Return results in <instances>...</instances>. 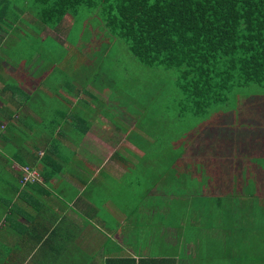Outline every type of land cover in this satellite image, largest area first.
Segmentation results:
<instances>
[{
    "label": "crops",
    "instance_id": "obj_1",
    "mask_svg": "<svg viewBox=\"0 0 264 264\" xmlns=\"http://www.w3.org/2000/svg\"><path fill=\"white\" fill-rule=\"evenodd\" d=\"M48 30L40 31V39L46 38L47 34L55 38ZM8 34L11 35L10 29L8 32L0 29V43L9 45L11 36L9 38ZM33 58L26 59L27 63L21 65L24 68L21 74H16L13 66L8 63L0 64V118L4 116L5 111L12 109L21 116L25 113L27 122L32 118L34 122L41 123V116L46 114L44 111L57 110L53 104L43 111L38 108L39 113L32 109L33 99L37 95L43 97L45 90L51 91V97H47L48 99L58 97L61 100L60 104L65 103L67 118L65 117L64 122L58 124L54 130L41 125L26 127L23 130L26 139L23 142L21 140L16 154L20 152L23 158H26V164L41 173L38 181L21 184L18 171V167L21 166L18 160L20 158L0 144V167L3 166L4 171L7 170L9 172L7 174L13 177L6 178L7 174L0 177V192L4 193L0 202L5 204L1 208V211L4 208V212L0 215V246L5 251H23L22 255L11 253L13 264H29L30 261H34V264L70 262L73 258L72 253L67 251L72 248L84 254L85 250H88L90 258L88 264H204V261H210V264H264V249L260 248L258 243L254 245L256 236H264V226L261 228L250 226L249 229H245L236 225L238 221H234L235 228L224 227L222 211L216 210H213L214 215L210 217L213 219L212 226L202 225L204 224L202 218L207 219L208 216H200L201 213L196 216L186 209L177 210L172 203L173 198L167 196V185L163 184V187L158 185L163 179L162 175L152 182L154 184L150 187L149 182L140 185L141 177H137L136 180L129 178L142 166L157 165L152 159L146 160L148 154L152 155L151 150H148L151 149V143L139 142L142 138L137 134L146 132L143 130L139 133V120L136 119L139 113L136 110L132 114H127L125 108L121 109L113 103H108V107L105 108L101 103L106 104L108 101L106 87L100 90L101 101L91 98L85 100V103L64 96L65 91L62 89L53 90L48 84V89L46 86L43 87L42 79L44 76L48 77L54 68L48 71L44 69V74L41 75L43 66L35 67L37 62L33 61ZM30 62V66L26 67ZM93 91L99 93L96 89ZM29 96L30 100L26 101ZM238 105L241 107L243 119L236 123L232 122L235 131L232 138L235 139L237 147L233 157L235 164L248 162L250 169L253 167L250 160L254 156L257 157L258 153H261L264 158V125L261 131L249 129L250 124L257 121L251 115L246 118L242 111L245 109L244 106H247L250 114L254 111L251 108L256 104H251L245 99L239 100ZM261 113L259 121H264V107ZM16 116L12 115L7 123H16ZM0 123L3 126L1 120ZM70 125L72 129L78 127L76 131L71 129L75 137L81 129L82 137L79 142H74L72 140L74 135H69ZM86 137L95 138L92 144L95 140L99 142L115 137L121 139H116L119 146L106 163L103 162L105 155L98 152V146L93 149V146L84 145ZM47 139L51 140L54 147L49 150L46 158L45 147H42L41 142ZM124 139L128 141L130 147L121 146ZM60 144L66 147L61 149ZM102 144L108 146L107 141ZM84 146L86 149L83 154L81 150ZM255 148L260 150L256 151ZM86 152L91 156L85 157ZM164 152L172 158L176 154L175 150L170 148L159 154ZM166 168H173V163L168 164ZM140 188L146 190L136 194ZM258 195L260 202H264V194ZM207 196L215 199L210 202L218 200L220 203L225 197L230 198L225 195ZM189 198H184V202L189 203ZM18 199L22 207L11 206L10 203ZM230 199L238 203L239 196H231ZM152 202L154 208L149 205ZM168 207L170 215L166 212ZM204 208L206 209V206ZM207 208L211 214L212 210H209L211 207ZM164 211L163 218L169 215V219L154 222L155 216L160 218ZM233 212H237V207L233 208ZM197 220L199 223H196ZM87 235L86 244H89V247H85L84 251L80 250ZM227 235H230L231 240L226 238ZM261 242L264 243V239ZM207 246L210 248L209 255ZM39 250L42 255L38 257ZM203 255L207 257H201Z\"/></svg>",
    "mask_w": 264,
    "mask_h": 264
},
{
    "label": "trees",
    "instance_id": "obj_2",
    "mask_svg": "<svg viewBox=\"0 0 264 264\" xmlns=\"http://www.w3.org/2000/svg\"><path fill=\"white\" fill-rule=\"evenodd\" d=\"M31 1L36 4V11H31V9L30 12L27 11L29 4L27 0H0V14L7 4H11L9 11L11 19H5L15 26H19V21L25 19L23 16L25 11L20 8L21 4H26V13L29 15V19L26 17L28 26L26 38L28 40L40 42L41 29L57 30L65 16L74 17L84 7L96 11L98 20L103 23L105 27L103 29L108 33L109 38L122 39L139 62L147 66L175 69V86L180 91L181 105V110L175 120L183 122L186 119L185 113H192L197 118H207L210 112L218 110L215 109L218 105L224 106L231 103L229 99L234 88L244 87L251 83L264 84V0ZM72 20L73 23L67 28L64 40L69 38L70 30L77 24L74 18ZM82 35L83 31L80 30L74 42L84 44V40H80ZM47 38L51 39L48 34L44 40ZM92 43L93 41H90L86 47L91 46L92 48ZM29 98L30 96L26 101H29ZM246 100L251 104L257 103V100ZM60 102L58 97L48 99L42 95H37L33 99L32 109L37 113H39L38 108L43 111L50 104L57 107V112L44 111L46 114L41 116L43 123L34 122L32 118V121L30 119L27 122L25 113L21 116L19 112L16 113L12 109L5 111L4 116L0 118L4 123L2 127L0 126V144L3 148L16 154L17 148L21 145V137L26 136L23 132L26 127L41 125L54 130L58 124L64 122L66 105ZM125 109L131 114L135 110L132 107ZM14 114L17 115L16 123H7ZM214 116H218V113ZM214 116L208 122L198 124L195 130L194 128L191 130V127L180 129L179 132L184 134V137L182 147L176 152L178 157L174 155L172 158L164 152L163 154H148L146 159H152L161 166L160 169H156L158 173L155 175V181L160 175L163 176L160 186L167 185V196L173 198L172 203L175 204L177 210L186 209L192 213L193 207L196 211L193 213L196 216L200 213L202 214L200 216H208L207 219L202 218L204 224L208 226H212L213 219L210 217L214 215L213 210L218 211L215 204H220V202L218 200L210 202L215 199L207 195L227 196L226 194L234 191L236 187L243 189L249 185L254 187V193L257 187L264 189V178H261L262 181L258 176L259 172L264 171V167L259 165L258 168H254L253 163V167L248 169V162L235 164L233 155L237 147L235 139L232 138V133L235 132L233 124L231 131L224 135L218 130L220 124ZM206 126L211 129L208 131L211 137L215 138L214 145L210 140L206 142L208 137L205 136L207 133L203 130ZM77 129L78 127L75 126L72 130ZM72 130L69 131V135L73 136L75 133H72ZM79 131L76 137L73 136L74 142H79L82 137L81 129ZM44 142L41 143L42 147H45L44 157L47 158L49 150L54 145L49 139ZM197 146H200L199 150L196 149ZM35 147L39 148L37 145ZM64 147L66 146L62 144L59 146L61 149ZM205 148L210 149L207 154L202 153ZM255 150L259 151L260 148H255ZM16 156L21 162V166L18 167L20 183L40 180L41 173L26 164V158H23L20 152ZM260 160L264 162L263 155L258 153L257 159L253 158L250 161L258 163ZM50 162L54 164L53 161ZM172 163L173 168L168 170L166 166ZM192 164H194L193 172L195 165L197 167L198 171H195L197 176L191 173ZM199 164L201 173H199ZM26 170L36 172L33 180H24ZM177 170L179 174L184 173V175L181 177L176 175ZM7 173L9 172L4 171L3 166L0 167V177ZM212 173L216 174L215 177H212ZM49 176L51 175H46V177ZM6 178L12 179L13 177L7 174ZM247 178L251 180L248 181ZM153 184L150 183L149 187ZM3 194L0 192V201ZM187 197H190L189 203L184 202V198ZM209 203L212 205L208 206ZM3 205L5 206L0 202V209ZM207 207H211L209 208L212 210L211 214L208 213ZM1 247L0 264H13L10 258L12 252L21 255L23 253L20 250L5 251Z\"/></svg>",
    "mask_w": 264,
    "mask_h": 264
},
{
    "label": "rangeland",
    "instance_id": "obj_3",
    "mask_svg": "<svg viewBox=\"0 0 264 264\" xmlns=\"http://www.w3.org/2000/svg\"><path fill=\"white\" fill-rule=\"evenodd\" d=\"M27 1L29 2L27 5V11L30 12V9L31 11H36V4H33L31 0ZM10 8L11 4L9 3L0 14V29L5 32H8L9 29L11 30V35L8 34L9 38L11 36L9 45L0 43V64L8 63L13 66L16 74H21V72L24 71V68L21 67V65L27 63L26 59L29 60L28 58H33L35 55L32 59L37 62L35 67L41 68L43 66L40 71L41 75L44 74V69L48 71L50 68H54L53 72L48 77L44 76L42 79L43 87L46 86L47 88L48 84L53 90L64 89V96L75 98V100H81L84 103L86 102L85 100L91 98L101 101L102 95L100 90L105 87L108 88L106 95L108 101L106 104H101L105 108L108 107V103H113L121 109L129 107L135 109L139 113V115L136 116L140 125L139 133L143 132V130L146 132L143 134H137V136L140 135L142 138V140L139 139V142L151 143V145L155 144L154 147L150 145L151 149H148L151 150L150 152L152 154H159L167 148H170V150L174 149L175 152H177L179 150L178 148L182 147L184 137V134H180V129L191 127V130L193 128L195 130L197 129L198 124L208 122V120L216 113H218V116L214 117H216V121L220 124L218 130L226 135L228 131H231L232 122L236 123L243 119V116L240 113L241 107L238 105L239 100H257L256 106L251 108L254 111L250 114L247 106H244L245 109L242 111L246 118H249L251 115L252 117H255V121H257L250 124L248 128L255 131H261L264 125V121H259L261 120L262 115L261 110L264 107V84L260 85L251 83L244 87L234 88L230 94L229 100H231V103L224 106L218 105L215 108L218 110L210 112L207 118H197V116L192 113H185L186 119H184L183 122L182 120H175L181 110L179 99L180 91L175 86V69L162 66H147L139 62L128 50L127 45L122 39L117 37L114 39L110 37V40L108 33L103 29L105 28L103 23H100L98 20L99 18L96 11L83 7L75 14L76 16H65L57 30H48L55 38L52 37L51 39L47 38V40H43L44 37L40 42H35L26 38V29L28 28L26 25V19H29V15L26 13V4H21L20 9L25 11V15H23L25 19L19 21V26L11 25L12 23L7 22L5 19H11L9 17ZM73 18L77 21V24L70 30L69 38L64 40L66 30L73 22ZM80 30L83 31L80 40H84V44H80L78 41H76V43L74 42L76 37L79 36ZM44 34L43 31L42 35ZM90 41H93L92 48L91 46L86 47V45L90 44ZM30 64L31 62L27 64L26 67H29ZM93 89L99 91L100 94L93 91ZM43 97H51V91L48 92L45 90L43 92ZM43 100L45 99L43 98ZM84 107H87V105H84ZM84 110H87V108H84ZM127 114H129L128 111ZM0 126H2L1 123ZM243 126L246 128V125L243 124ZM71 129L72 126L69 130ZM203 130L208 134H205V136L208 137L206 142L208 143L210 140L212 145H214L215 138L213 139L210 132H208L211 130L209 129V126H206ZM25 137H21L22 142L26 139ZM94 139L95 138L86 137V144L84 145L87 147L93 146V149L98 146V152L101 155H105L103 162L108 163V159L111 158L110 156L119 146V142H117L116 139L119 140L121 138L115 137L111 140H100L99 142L95 140V143L92 144L91 142ZM104 141L108 142V146L102 144ZM121 142V146L130 147L126 139ZM85 146L81 150L83 154L86 149ZM198 147L200 146L196 147L197 150L200 149ZM209 151L210 149L205 148L202 153L207 154ZM216 154L218 155L219 153L216 151ZM84 156H87L88 158L91 154L86 152ZM176 156L178 157L179 155L175 154V157ZM255 158L257 159V157H254V159ZM252 162L254 163V168H258L259 165L264 167V162L261 160L258 163L255 161ZM193 165L194 164L191 166V173L197 176L195 174V171H198L197 167L195 165L193 172ZM198 168L199 173H201L202 170L200 169V164L198 165ZM156 169H160V166H142L137 171L133 172L129 178L131 180H136L137 177H141L139 179L140 185H143L146 182H149L150 184L155 181V175L158 173ZM177 171L176 175H179L180 177L184 175V173L179 174V170ZM215 175V173H212V177H215ZM258 176L259 179L263 181L261 178H264V171L259 172ZM2 177H4V175H2L1 178ZM247 180L250 181L251 178H247ZM158 185H161V183ZM113 189L114 187H112V190ZM145 190V188H140L135 193L140 194V192H144ZM260 190H262L261 187H257L254 193V187H250V185L243 189L242 187L241 189L236 187L234 191H231V193H227L226 195L230 198L231 196H239L238 203H236L235 200L233 202L230 198L225 197L222 203L215 204L217 210L220 212L222 211L224 227H234V221H238V224L236 225L245 229H249L250 226H253V228H261L264 226V207L262 206L264 205V202H260L257 197L260 195L256 194ZM127 193H125V195H127ZM258 194H264V189ZM10 204L11 206L15 205L17 207H22L20 199L13 200ZM149 205L154 208V202L149 203ZM207 205L211 206L212 204L209 203ZM234 207H237V212H233ZM203 210L205 211L206 209ZM155 211L158 212V210ZM3 212L4 208L2 211L0 209V215ZM166 212H169L170 215L169 207ZM193 212L196 211H194L192 207V213ZM164 213L165 211L160 218L155 216V219L152 218V220L154 219L153 221L156 223L167 221L169 215L168 217L163 218ZM171 214L174 215L172 212ZM193 215H195V213H193ZM196 223H199L198 220ZM87 237L88 235L83 242L84 246H81L80 250L84 251V249H86L85 247H89V244H86ZM226 238L231 240L230 235H227ZM255 238L254 245L258 243L259 247L264 249V243L261 242L264 239V236L259 235ZM209 246L206 248H209ZM255 248L252 251H254ZM77 250H74L73 248L68 250L67 253L71 251L73 258L70 262L66 261L64 263L62 262V264H88L90 259L88 250H85V254L78 252ZM207 251L209 255L210 248ZM67 253L66 256L69 258L70 256H68ZM37 255L38 257L42 255L40 250L37 251ZM201 257L207 256L203 255ZM33 262L34 261H30L29 264H34ZM205 263L210 264L211 262L204 261V264Z\"/></svg>",
    "mask_w": 264,
    "mask_h": 264
},
{
    "label": "built area",
    "instance_id": "obj_4",
    "mask_svg": "<svg viewBox=\"0 0 264 264\" xmlns=\"http://www.w3.org/2000/svg\"><path fill=\"white\" fill-rule=\"evenodd\" d=\"M27 174L26 177L24 178V180H33V177H35L36 172L34 170H26Z\"/></svg>",
    "mask_w": 264,
    "mask_h": 264
}]
</instances>
